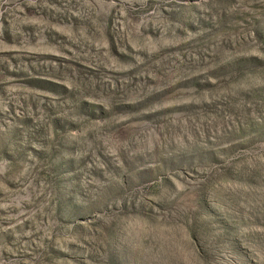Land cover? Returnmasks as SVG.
Instances as JSON below:
<instances>
[{"label":"rangeland","instance_id":"rangeland-1","mask_svg":"<svg viewBox=\"0 0 264 264\" xmlns=\"http://www.w3.org/2000/svg\"><path fill=\"white\" fill-rule=\"evenodd\" d=\"M0 264H264V0H0Z\"/></svg>","mask_w":264,"mask_h":264}]
</instances>
